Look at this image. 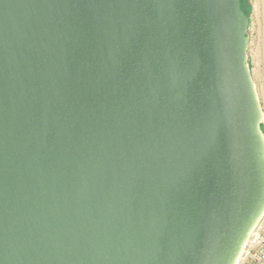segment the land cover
Returning a JSON list of instances; mask_svg holds the SVG:
<instances>
[{"label":"water","instance_id":"95a60500","mask_svg":"<svg viewBox=\"0 0 264 264\" xmlns=\"http://www.w3.org/2000/svg\"><path fill=\"white\" fill-rule=\"evenodd\" d=\"M215 3L0 0V264H236L263 110Z\"/></svg>","mask_w":264,"mask_h":264},{"label":"rangeland","instance_id":"374dc122","mask_svg":"<svg viewBox=\"0 0 264 264\" xmlns=\"http://www.w3.org/2000/svg\"><path fill=\"white\" fill-rule=\"evenodd\" d=\"M244 6L249 13V24L246 32L247 35V59L246 62L250 69L255 88L262 84L260 75L264 74V21L255 15L253 9V0H243ZM264 130V124H262Z\"/></svg>","mask_w":264,"mask_h":264},{"label":"built area","instance_id":"2783aa9c","mask_svg":"<svg viewBox=\"0 0 264 264\" xmlns=\"http://www.w3.org/2000/svg\"><path fill=\"white\" fill-rule=\"evenodd\" d=\"M236 264H264V214L250 233Z\"/></svg>","mask_w":264,"mask_h":264},{"label":"snow or ice","instance_id":"6c2138e0","mask_svg":"<svg viewBox=\"0 0 264 264\" xmlns=\"http://www.w3.org/2000/svg\"><path fill=\"white\" fill-rule=\"evenodd\" d=\"M214 5L217 7H223L225 5L231 6L234 9L235 14L238 17H240L241 25H244L246 23V18L241 10L240 0H216V3ZM237 250L238 248L231 250L233 256L235 255ZM228 258H229V251L226 249H221L219 259L221 261H227Z\"/></svg>","mask_w":264,"mask_h":264},{"label":"crops","instance_id":"0c3cea01","mask_svg":"<svg viewBox=\"0 0 264 264\" xmlns=\"http://www.w3.org/2000/svg\"><path fill=\"white\" fill-rule=\"evenodd\" d=\"M253 9L255 11V15L258 18H261V20L264 21V0H253ZM260 81L262 80V84L259 85L258 87V98L263 110V122L264 124V74L260 75V78H258Z\"/></svg>","mask_w":264,"mask_h":264},{"label":"trees","instance_id":"16d2710c","mask_svg":"<svg viewBox=\"0 0 264 264\" xmlns=\"http://www.w3.org/2000/svg\"><path fill=\"white\" fill-rule=\"evenodd\" d=\"M240 3H241V8L245 11V13L249 16V13L248 11L246 10L245 6H244V1L243 0H240Z\"/></svg>","mask_w":264,"mask_h":264}]
</instances>
